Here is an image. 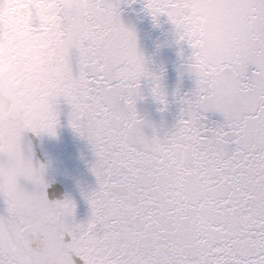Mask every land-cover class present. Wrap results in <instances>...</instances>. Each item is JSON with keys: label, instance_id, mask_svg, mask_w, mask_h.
<instances>
[{"label": "snow or ice", "instance_id": "snow-or-ice-1", "mask_svg": "<svg viewBox=\"0 0 264 264\" xmlns=\"http://www.w3.org/2000/svg\"><path fill=\"white\" fill-rule=\"evenodd\" d=\"M146 7L169 17L190 59L211 48L238 83L219 109L181 96L164 137L147 136L136 111L142 77L167 100L119 0H0V264H264V0ZM193 7L203 20L199 34L186 35L182 13ZM61 100L96 156L86 224L75 222L73 201L47 199L44 165L25 143L26 132L39 136L38 121H51L56 135ZM210 113L222 120L209 126ZM201 221L205 228L191 226Z\"/></svg>", "mask_w": 264, "mask_h": 264}, {"label": "water", "instance_id": "water-1", "mask_svg": "<svg viewBox=\"0 0 264 264\" xmlns=\"http://www.w3.org/2000/svg\"><path fill=\"white\" fill-rule=\"evenodd\" d=\"M188 12L192 14L188 16V21L194 19L201 25L202 12L195 7ZM119 16L122 24L135 34L137 50L144 58L145 67L150 74L159 77L160 89L167 100L166 107L160 104L152 94L151 77H142L139 84L143 98L137 99L136 111L145 121L144 132L147 136L151 137L155 129L160 137H164L180 118V97L191 93L194 88L192 79L184 71L190 48L186 42H178V30L166 14L153 17L146 7V0H119ZM57 111L59 122L56 135L36 136L29 132L27 137L24 134L25 143L31 144L33 163L44 165L45 191L49 189L47 199L50 202L73 201L75 222L86 224L91 217V207L86 197L98 187L97 178L91 170L96 156L88 140L69 123L71 107L61 100ZM221 120L219 114H209V126ZM56 170L57 176L52 180L49 177ZM19 183L29 192L34 188L31 181L23 178ZM181 198L177 194V199ZM0 200L4 201L2 197ZM65 239L67 242L70 237ZM77 264L82 262L77 259Z\"/></svg>", "mask_w": 264, "mask_h": 264}, {"label": "clouds", "instance_id": "clouds-1", "mask_svg": "<svg viewBox=\"0 0 264 264\" xmlns=\"http://www.w3.org/2000/svg\"><path fill=\"white\" fill-rule=\"evenodd\" d=\"M182 15H192L190 12H184ZM200 25L193 19L191 21H182L179 31L184 34L196 33L199 34ZM199 52V59H190L193 49L190 48V53L186 57L184 71L192 79L194 88L192 92L202 97V103L213 109H219L221 106L230 102L232 96L238 91V83L232 75L231 67L227 59L221 55L215 54L211 48L201 47L196 49ZM192 64L198 66L190 67ZM51 121H38L35 127L39 130L40 135L54 136L50 134ZM56 131V129H55ZM26 132V137H27ZM179 202V199H177ZM191 226L203 229L206 227L204 221L192 222Z\"/></svg>", "mask_w": 264, "mask_h": 264}, {"label": "rangeland", "instance_id": "rangeland-1", "mask_svg": "<svg viewBox=\"0 0 264 264\" xmlns=\"http://www.w3.org/2000/svg\"><path fill=\"white\" fill-rule=\"evenodd\" d=\"M0 214H3V213L0 212Z\"/></svg>", "mask_w": 264, "mask_h": 264}]
</instances>
